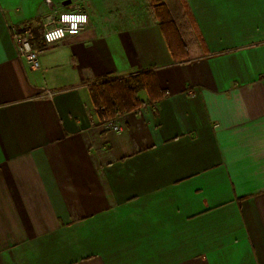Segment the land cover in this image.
<instances>
[{"label": "crops", "instance_id": "crops-1", "mask_svg": "<svg viewBox=\"0 0 264 264\" xmlns=\"http://www.w3.org/2000/svg\"><path fill=\"white\" fill-rule=\"evenodd\" d=\"M145 72L114 132L90 87ZM0 264H264V0H0Z\"/></svg>", "mask_w": 264, "mask_h": 264}, {"label": "trees", "instance_id": "trees-1", "mask_svg": "<svg viewBox=\"0 0 264 264\" xmlns=\"http://www.w3.org/2000/svg\"><path fill=\"white\" fill-rule=\"evenodd\" d=\"M160 24L172 28L176 43L184 47L180 38V27L177 20L180 13H169L167 10L154 8ZM186 25V24H185ZM37 36L35 37V40ZM145 92L147 100L141 101L139 94ZM162 96L156 85L152 72H145L136 76L106 80L90 87V97L96 114L104 124L109 123L117 116L138 110L146 102H156Z\"/></svg>", "mask_w": 264, "mask_h": 264}, {"label": "built area", "instance_id": "built-area-1", "mask_svg": "<svg viewBox=\"0 0 264 264\" xmlns=\"http://www.w3.org/2000/svg\"><path fill=\"white\" fill-rule=\"evenodd\" d=\"M65 14H67V15L84 14L88 18L87 13L82 9H78L74 12H63V13L58 14L55 17H51V16L47 17L45 20V23H44V28H43L42 37H41V41L44 45H52L56 42H59V41L65 39L66 37L75 36V35L79 34L84 29V27L88 24L89 18L87 20V23L80 25L79 31L75 35H73L69 31L70 25L61 22V16L65 15ZM57 28H62L65 30L64 37L61 39H56L53 42L49 43L46 39V35L49 32H51ZM13 39H14V42H15L17 49H18V57L20 59L25 60L29 64L31 69H37L39 67V55L41 52L39 49L35 48L32 44V40H33L32 29L25 28L22 30H15L13 32ZM110 123H111V129L114 132H119L121 130L120 126H118L115 123V120H111Z\"/></svg>", "mask_w": 264, "mask_h": 264}, {"label": "clouds", "instance_id": "clouds-1", "mask_svg": "<svg viewBox=\"0 0 264 264\" xmlns=\"http://www.w3.org/2000/svg\"><path fill=\"white\" fill-rule=\"evenodd\" d=\"M87 16L84 14L80 15H62L61 22L70 25L69 31L75 35L79 31V26L87 23ZM65 35V30L62 28H57L46 35V39L49 43L56 39H61Z\"/></svg>", "mask_w": 264, "mask_h": 264}, {"label": "rangeland", "instance_id": "rangeland-1", "mask_svg": "<svg viewBox=\"0 0 264 264\" xmlns=\"http://www.w3.org/2000/svg\"><path fill=\"white\" fill-rule=\"evenodd\" d=\"M210 26H211V25H210ZM210 26H208V28H211ZM221 29H222V28H220V31H219V32L222 31ZM208 33L211 34V31H208ZM212 36H216V34H213Z\"/></svg>", "mask_w": 264, "mask_h": 264}]
</instances>
